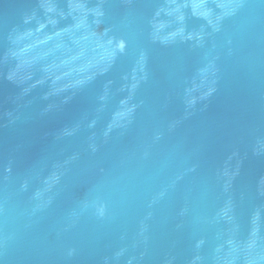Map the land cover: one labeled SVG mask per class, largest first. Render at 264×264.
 <instances>
[{
    "label": "water",
    "instance_id": "obj_1",
    "mask_svg": "<svg viewBox=\"0 0 264 264\" xmlns=\"http://www.w3.org/2000/svg\"><path fill=\"white\" fill-rule=\"evenodd\" d=\"M0 264H264V0H0Z\"/></svg>",
    "mask_w": 264,
    "mask_h": 264
}]
</instances>
